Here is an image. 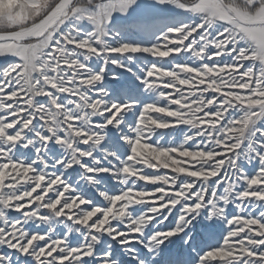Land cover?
Here are the masks:
<instances>
[{
	"label": "snow or ice",
	"instance_id": "snow-or-ice-1",
	"mask_svg": "<svg viewBox=\"0 0 264 264\" xmlns=\"http://www.w3.org/2000/svg\"><path fill=\"white\" fill-rule=\"evenodd\" d=\"M0 264H264V0H0Z\"/></svg>",
	"mask_w": 264,
	"mask_h": 264
}]
</instances>
